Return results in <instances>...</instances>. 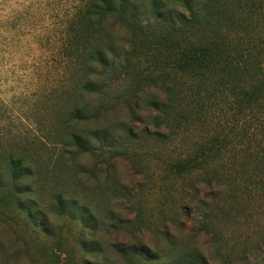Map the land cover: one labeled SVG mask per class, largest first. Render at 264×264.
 Segmentation results:
<instances>
[{"label": "trees", "instance_id": "16d2710c", "mask_svg": "<svg viewBox=\"0 0 264 264\" xmlns=\"http://www.w3.org/2000/svg\"><path fill=\"white\" fill-rule=\"evenodd\" d=\"M76 23L85 50L79 62L90 72L65 91L58 119L62 157L69 154L74 169H83L76 162L91 156L106 165L112 180L118 157L133 145L188 139L185 149L159 154H166L165 181H181L187 195L180 234L166 232L169 246L161 253L143 244L120 252L131 263L211 264L187 238L210 234L228 201L264 187V0H90ZM121 110L135 123L107 118ZM143 110L150 125L137 127ZM89 124L96 127L78 131ZM1 158L16 180V195L31 191L21 183L33 175L30 157L8 152ZM56 199L65 216L94 226L88 207L77 208L62 193ZM19 208L29 223L49 230L37 200L21 198ZM193 222L197 229L190 236ZM82 240L87 252H96ZM218 257L225 264H264L245 255Z\"/></svg>", "mask_w": 264, "mask_h": 264}, {"label": "rangeland", "instance_id": "374dc122", "mask_svg": "<svg viewBox=\"0 0 264 264\" xmlns=\"http://www.w3.org/2000/svg\"><path fill=\"white\" fill-rule=\"evenodd\" d=\"M88 4L90 0H0V154H26L33 171L21 181L31 185V191L18 196L13 173L5 158L0 159V264H139L127 260L120 249L143 244L161 253L169 246L166 232L179 235V223L186 219L181 216L187 196L184 185L165 181L166 154H159L185 149L188 139L179 145H133L126 156L118 157L112 180L106 165L91 156L76 162L83 169H74L69 154L62 157L64 129L58 119L65 91L90 72L79 62L85 50L76 23ZM90 101L94 107L96 101ZM150 117L143 110L136 126L150 125ZM107 118L135 123L122 110ZM94 127L89 124L78 131ZM58 193L75 199L77 208L88 207L94 226L86 228L81 220L65 216L56 201ZM21 198L38 201L36 211L44 212L48 231L29 223L19 208ZM223 209L226 214L218 212L210 223L211 233L187 238L190 244L196 243L211 264H225L218 255H245L250 263L261 262L264 187L256 188L253 197L228 201ZM192 224L190 236L197 229V223ZM82 239L96 252H87Z\"/></svg>", "mask_w": 264, "mask_h": 264}]
</instances>
